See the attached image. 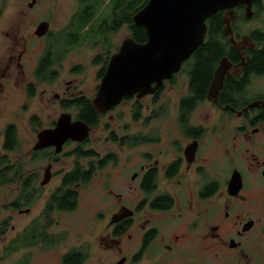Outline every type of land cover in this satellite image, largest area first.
Here are the masks:
<instances>
[{
	"label": "flooded vegetation",
	"instance_id": "1",
	"mask_svg": "<svg viewBox=\"0 0 264 264\" xmlns=\"http://www.w3.org/2000/svg\"><path fill=\"white\" fill-rule=\"evenodd\" d=\"M258 1L253 5L250 17L245 5L235 8L236 17L231 21L233 40L224 31L226 24L223 29L226 37L217 38L226 46V53L214 67L208 92L222 59L227 58L230 64L217 97L210 99L207 92L204 98L191 100L195 98L190 70L193 53L181 69L165 79L154 93L141 98L125 96L109 110L98 112L101 116L97 124L87 123L92 131L104 115L128 100L136 99L135 110L137 105L142 110L140 100L146 96L152 98L154 105L161 104L149 115L150 123L155 117L169 114L170 108L163 101L165 90L169 87L181 90L174 101L175 118H161V121H167V133L161 134L154 129L148 135L118 136L112 133L113 140L122 146L149 143V162L131 176L134 180L139 174V185H127L129 190L135 189L144 196L136 200L130 192H116L110 188L108 195L112 196L118 208L112 214L99 245L94 247L85 241L64 247L61 264H64V255L75 249L82 250V264H264V62L258 55L264 50V37H257V31L264 35V29L252 28L249 33L241 35L236 27L237 21H249L257 15L261 7L256 4ZM221 12L225 23L226 11ZM212 17L207 20L208 31L203 43L210 39ZM7 35L13 40L16 38V32ZM16 46L9 45L7 60L0 61V97L11 83L18 80L26 82L25 63L22 61L25 47L17 52ZM42 55L34 71L36 81L26 82L29 98L41 95L48 101L52 98L59 100L64 109L76 110V114L71 111L63 113H71L73 120L80 119L73 101L86 96L93 102L96 95L93 98L82 93L75 95L70 87L60 93L51 86L54 94L47 93V89H39L38 83L52 82L59 76L58 69V76L52 81L39 80L36 71ZM135 110L133 117L138 121L142 115L140 113L136 118ZM202 113L204 117L197 116ZM59 117L41 127L40 117L34 115L31 134L27 131L22 133L13 121L6 122L2 129L0 187L16 185L17 190L9 206L25 214L31 213L35 206L41 207L31 223L11 240V247H7L10 250L14 242L18 247H33L41 243L47 248L65 243L69 238L68 231L51 230L56 223L55 214L74 211L78 207L82 187L100 169L118 162L114 151L100 157L96 150L87 147L91 131L83 141L67 139L59 152L55 145L39 147V134L54 128ZM137 136L141 137L142 143L134 144ZM71 145L74 148L68 154L76 156L72 168L57 171L61 154ZM82 151L89 154L80 156L78 153ZM10 152H18V157L12 162ZM82 158L90 160L83 164L78 160ZM227 163L229 168L225 171L224 164ZM77 167L82 172H89L88 180L81 178L68 182L66 176ZM221 172L226 174L223 179ZM57 176H60L58 183L54 181ZM148 177L149 182H144ZM129 194L131 198H128ZM66 197L68 200L64 199ZM132 199L136 202L131 205L128 200ZM128 211L131 214L119 216ZM117 216L120 218L113 221ZM2 222L8 225L9 221L5 219ZM5 231L0 233L6 234ZM95 254H98L96 260H92ZM28 255L30 253H25L22 258L26 259Z\"/></svg>",
	"mask_w": 264,
	"mask_h": 264
},
{
	"label": "rangeland",
	"instance_id": "2",
	"mask_svg": "<svg viewBox=\"0 0 264 264\" xmlns=\"http://www.w3.org/2000/svg\"><path fill=\"white\" fill-rule=\"evenodd\" d=\"M33 0H0V61L7 60L9 54V45L15 44L17 52L25 47V53L22 61L25 63V80L27 83L35 82L34 71L40 56L44 50L53 43L54 49L60 58L56 68L59 69V76L52 82L38 83L39 89H47V93L54 94L56 91L63 92L68 87L76 94H85L94 97L97 93V87L101 79L98 72L101 64H94L96 56L102 55L104 58L116 51L122 41L129 36L130 30L127 25L119 30L110 33L109 38L111 47H105L100 36L91 39L86 38L80 44L70 47L65 53H62L60 47H57V39L65 40L70 33V24L75 14L80 10L82 4L80 0H35L33 6L30 3ZM99 1V0H97ZM260 8L254 18L250 20L241 19L237 21L236 27L241 35L249 33L252 28L264 29V0H260ZM47 20L50 22L51 34L44 37H37L35 30L38 24ZM97 22L91 23L82 32L73 31L78 38L89 36L90 29L95 30L98 27ZM49 31V32H50ZM16 38L13 40L8 33H15ZM56 45V48H55ZM54 51V50H53ZM56 58V57H55ZM26 82L22 80L11 83L3 97H0V150H1V132L6 122L13 121L20 131L31 134V118L38 115L41 119V127H46L52 119H57L61 113L71 111L76 114L75 109H64L59 100L51 101L42 99L41 95L35 98H29L27 94ZM181 90L167 88L163 94V101L167 102L169 114L155 117L149 123V115L159 105H154L152 98L146 96L140 100L142 104L141 117L137 121L133 117L135 110V101L128 100L120 106L104 115L98 126L90 134L87 147L93 148L102 157L106 153L114 151L118 155L116 164L110 163L104 169H100L91 181L82 187L78 207L72 212H58L55 214V225L52 231H68V240L55 247L47 248L41 243L37 246L28 247L15 246L10 250L11 240L20 234L23 228L31 223L32 219L39 213L40 206H35L31 213H21L19 209H13L9 202L16 196V185L14 187H0V231L6 230V234L0 233V262L3 264H14L25 253L29 254V264H61L62 252L70 246L80 245L89 241L92 246L97 247L102 235L108 228V223L114 211H117V205L108 195L110 188L122 193L130 192L135 199L144 196L143 193L135 192V189H128L130 184L138 186L140 176L133 180L131 176L134 172H140L143 164L149 162V143L140 144L135 147L122 146L113 140L112 133L118 136L143 134L148 135L151 129L161 134L167 133V121H161V118H175L174 101L178 98ZM70 94V93H69ZM48 96V94H47ZM174 97V98H173ZM209 108V109H208ZM210 110V105L207 106ZM214 111V109H213ZM204 117V113L197 115ZM152 127V128H151ZM116 142V143H115ZM74 145L66 148L60 156V163L56 166L57 171H67L72 168L76 156L68 154ZM11 162L18 157V152H10ZM85 164L90 159H78ZM43 162V161H42ZM44 165V163H41ZM224 164V170H228ZM43 171V169H42ZM221 172V178L225 177ZM60 181V176L54 180ZM128 185V186H127ZM122 188V189H120ZM128 198H131V196ZM126 196V195H125ZM135 199L128 200L131 205ZM117 207V208H116ZM8 219V225L3 223ZM97 250V249H95ZM95 254L92 260H96Z\"/></svg>",
	"mask_w": 264,
	"mask_h": 264
},
{
	"label": "water",
	"instance_id": "3",
	"mask_svg": "<svg viewBox=\"0 0 264 264\" xmlns=\"http://www.w3.org/2000/svg\"><path fill=\"white\" fill-rule=\"evenodd\" d=\"M257 0H148L133 16V23L143 27L147 33L145 42H137L132 36L126 37L119 49L109 59L93 100L98 112H105L119 104L125 96L141 98L154 93L165 79L178 72L183 63L204 42L208 31L207 20L219 11H226L225 33L233 40L232 19L235 8L246 6L247 16L253 15ZM35 0L30 3L33 6ZM230 15V17L227 16ZM50 30V22L41 21L35 34L42 37ZM223 58L208 95L218 96L225 74L230 66ZM153 83H156L153 86ZM91 127L83 120H73L72 114L62 113L54 128L39 134V147L55 145L61 151L64 142L71 138L83 141ZM125 209V208H124ZM126 208L125 210H127ZM124 210V211H125ZM131 214L123 212L120 217ZM119 216L113 221H117Z\"/></svg>",
	"mask_w": 264,
	"mask_h": 264
},
{
	"label": "trees",
	"instance_id": "4",
	"mask_svg": "<svg viewBox=\"0 0 264 264\" xmlns=\"http://www.w3.org/2000/svg\"><path fill=\"white\" fill-rule=\"evenodd\" d=\"M148 0H80L82 6L80 10L75 14L73 21L70 24V33L66 36L65 40L57 39V47H60L62 53H65L70 47L80 44L86 38H97L100 36L101 41L105 43V47H111V42L109 35L112 32L119 30L121 27L127 25L130 30V36H132L137 42H145L147 40V33L145 28L137 26L133 23L134 14L142 8ZM260 6V2L256 3ZM212 24L209 30V41L203 43L194 52L191 58V76L192 83L191 87L194 91L195 98L202 99L207 95L208 83L213 75V70L220 57L226 53V46L217 41L218 37H226L223 32L224 29V17L223 13L219 11L217 14L213 15ZM97 22L98 27L95 30H90L92 33L84 38H78V36L73 34V31L82 32L91 23ZM51 31L49 32V35ZM257 37H264L263 33L259 30L257 31ZM56 48V45H55ZM54 50V51H53ZM57 51V50H56ZM54 49L53 43L49 45L44 50L41 57L39 67L36 74L40 81L53 80L58 76V69L56 65L59 64V56ZM259 53V54H258ZM260 60L264 62V50L258 52ZM56 57V58H55ZM110 59V53L107 57L102 55H97L93 60L94 64H101V68L98 72V77L101 78L107 68ZM73 104L78 108L77 117L84 120L89 125H95L98 123L101 114L98 113L92 100L86 96L77 97ZM135 117L138 118L141 113V107L137 105L135 110ZM134 144L142 143L141 137H136ZM132 143V142H131ZM132 143V144H133ZM78 149H83L79 147ZM80 156L88 155V152H79ZM68 182L78 181L81 178L85 181L89 178V172L85 173L79 170V167L73 170V173L66 176ZM144 182H149V177L145 179ZM69 197L64 198L68 200ZM59 201V199L57 200ZM60 202L61 199H60ZM3 232V230H1ZM29 245V244H27ZM83 253L80 249H75L70 253H67L63 257L64 264H82ZM29 262V256L25 259L22 258L20 261L14 264H26ZM0 264H3L0 262Z\"/></svg>",
	"mask_w": 264,
	"mask_h": 264
}]
</instances>
